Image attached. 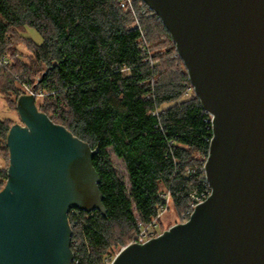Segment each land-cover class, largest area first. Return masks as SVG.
Here are the masks:
<instances>
[{
  "label": "water",
  "instance_id": "water-1",
  "mask_svg": "<svg viewBox=\"0 0 264 264\" xmlns=\"http://www.w3.org/2000/svg\"><path fill=\"white\" fill-rule=\"evenodd\" d=\"M163 21L212 117L205 163L212 194L188 221L111 264H264V0H143ZM0 190V264H73L71 209L106 214L98 149L17 102Z\"/></svg>",
  "mask_w": 264,
  "mask_h": 264
},
{
  "label": "trees",
  "instance_id": "trees-1",
  "mask_svg": "<svg viewBox=\"0 0 264 264\" xmlns=\"http://www.w3.org/2000/svg\"><path fill=\"white\" fill-rule=\"evenodd\" d=\"M133 5L134 12L120 0H0V59L11 51L20 59L16 36L29 41L33 54L22 70L0 63V77L34 88L39 109L98 149L93 165L106 214L70 210L73 264H108L111 249L152 222L167 195L184 222L192 195L210 186L211 115L163 21L143 0ZM28 27L41 33V44L26 35ZM163 36L169 47L159 46ZM22 89L14 88L17 101ZM10 128L0 120L6 148ZM111 152L125 163L129 186ZM0 178L1 190L7 170Z\"/></svg>",
  "mask_w": 264,
  "mask_h": 264
},
{
  "label": "rangeland",
  "instance_id": "rangeland-1",
  "mask_svg": "<svg viewBox=\"0 0 264 264\" xmlns=\"http://www.w3.org/2000/svg\"><path fill=\"white\" fill-rule=\"evenodd\" d=\"M25 33L27 36L31 37V39L34 42L38 44H41L43 42V36L35 28L28 27ZM15 39H16L15 40L16 42H14L13 45L14 47H16L15 49L17 53L20 55V59H18L19 56L17 57V54L14 53V51H11L9 52V56L13 59L8 57V62L11 63L13 61V63L15 64V69L22 70L23 66L22 67L20 66L21 62H22V65L24 63L30 65L33 60L32 50L30 48L31 45L29 41H27L25 38L16 36ZM159 46L163 48L170 46V43L169 41L166 40L165 36H163L162 42L159 44ZM40 77H41L40 72L35 74L36 80H39ZM1 79H0V120L5 121L10 126H13L16 123L22 124L21 117L17 110L18 101L16 99V93L14 91V88L16 89L18 88L20 90L23 88L22 91L24 90L25 94L26 93L29 94L30 92L26 86L22 85V88H21L18 82L16 83L13 82L10 84L11 86H9V83H7V78H4L2 80ZM7 88H11V89H7ZM193 91H194L193 88L188 89L185 93V97H190L193 94ZM41 97L37 98V101H36L37 106H38V103L41 101L40 100ZM111 158L115 164L118 174L123 178L124 182L129 186L128 174H127L125 163L123 162L122 159L118 158L112 152H111ZM8 167H9V151H8V148L5 147V140L2 139V137H0V169L5 171V170H8ZM5 183H6V180H4V184L1 186V188L5 186ZM178 210L179 209L169 199V208L162 214V216L158 220V223H159L158 228H157L158 234H161L165 230H168L171 226L181 222L179 220ZM131 242L132 241H130L129 243ZM122 247L121 246L114 247L113 249H111V251L115 252L114 254H117ZM106 261L108 263L110 262V259H107Z\"/></svg>",
  "mask_w": 264,
  "mask_h": 264
},
{
  "label": "built area",
  "instance_id": "built-area-1",
  "mask_svg": "<svg viewBox=\"0 0 264 264\" xmlns=\"http://www.w3.org/2000/svg\"><path fill=\"white\" fill-rule=\"evenodd\" d=\"M120 1H121V6L126 11H132V12H134V10H133L134 9L133 0H120ZM141 9H142V12H145L146 11V8H144L142 5H141ZM147 9L152 10L149 6H148ZM0 63L1 64H7L8 63V59H6L5 57H2L0 59ZM26 87L28 88V90H29L30 93H34L36 95V92H35V89L34 88H30L28 86H26ZM211 120H212V117H211ZM211 194H212V187L209 186V189H207L205 192H202V193H194L192 195L193 202L190 205L191 206L190 207V210L187 212V218H186L185 221H188L189 220V218L191 217L192 213L194 212L196 206L199 203L205 201ZM169 199H170V197H169V195H167V197H166V203L165 204H162L159 207L158 214L152 220V222H150L148 224H140L139 225V231H138L136 237L132 240L131 243H141L142 244V243H145V242L149 241L150 239H152V238L157 237L158 235H160V234H158V230H157L158 225H159L158 220L160 219V217L162 216V214L169 208ZM115 255H114V257H115ZM114 257L113 256H109V258H107V259H110V262H108V264H111V262H112V260H113ZM74 260H75V257H74Z\"/></svg>",
  "mask_w": 264,
  "mask_h": 264
}]
</instances>
